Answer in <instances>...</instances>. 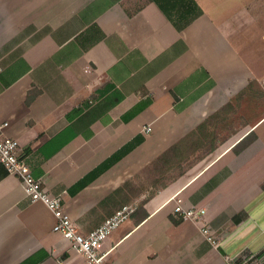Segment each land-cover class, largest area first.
Returning a JSON list of instances; mask_svg holds the SVG:
<instances>
[{"label": "crops", "instance_id": "obj_1", "mask_svg": "<svg viewBox=\"0 0 264 264\" xmlns=\"http://www.w3.org/2000/svg\"><path fill=\"white\" fill-rule=\"evenodd\" d=\"M223 1L0 0V121L34 176L63 193L82 233L137 203L104 241L105 264H228L226 255L242 253L264 264V114L143 199L142 177L152 184L157 174H146L148 166L177 144L199 138L201 147L190 134L232 114L230 102L251 82L264 83V45H249V36L238 44V11L223 10ZM257 8L240 13L260 34L264 4ZM250 133L254 140L237 151ZM136 136L144 138L138 146L77 187ZM179 199L204 216L175 212ZM56 221L0 162V264L38 253L36 264H90Z\"/></svg>", "mask_w": 264, "mask_h": 264}, {"label": "built area", "instance_id": "obj_2", "mask_svg": "<svg viewBox=\"0 0 264 264\" xmlns=\"http://www.w3.org/2000/svg\"><path fill=\"white\" fill-rule=\"evenodd\" d=\"M9 122L0 121V162L3 163L8 173L17 176L24 189V193L31 201H42L54 213L57 221L54 230L66 237L71 249L86 257L90 264H105L106 254L102 252L104 241L136 210L137 203H128L117 209L103 223L94 227L87 233H82L66 211L63 193L53 194L44 186L41 179L34 176L27 156L22 154L20 141L6 134ZM152 128L147 126L146 132ZM184 218L200 220L206 209L196 206L186 207L181 200L175 207ZM208 241L215 247L219 246V237L208 226L202 229ZM228 264H251L254 259L252 253H242L236 256L226 255ZM60 264H65L64 261Z\"/></svg>", "mask_w": 264, "mask_h": 264}, {"label": "rangeland", "instance_id": "obj_3", "mask_svg": "<svg viewBox=\"0 0 264 264\" xmlns=\"http://www.w3.org/2000/svg\"><path fill=\"white\" fill-rule=\"evenodd\" d=\"M252 7H258L256 10L261 9V5L264 4V0H233V2L223 1L221 6L223 10L233 9L235 12L238 11L239 24L241 25V31L239 36L238 44H243V39L249 36V45H264V37L262 32L255 34V29L249 27L245 22L243 14L240 11L247 5ZM243 11H246L244 9ZM247 26V28L245 27ZM244 27V28H243ZM249 27V28H248ZM256 27V25L254 26ZM258 27V26H257ZM253 28L252 33H247L249 29ZM264 30V26L261 27V31ZM254 33V35H252ZM253 37H250V36ZM237 39V38H236ZM233 113H224L221 118L215 121L210 120V126L207 129V145L205 149H198V142L189 143L185 146L174 147V149L167 155L162 157V154L157 158L155 163L147 167L146 174H154V170L157 169V174L154 175L153 183H150V176L142 177L143 189H144V200L148 198L155 190L161 189L178 179L186 171L195 166L201 156L209 153V150L218 146V143L224 140L227 136L234 133V129L238 127L237 132L241 134L244 129L248 128L249 125L254 124L264 114V83L253 81L250 88L241 95H237L232 99ZM197 139V138H196ZM164 185V186H163ZM181 200V199H179ZM178 200V201H179ZM182 202V200H181Z\"/></svg>", "mask_w": 264, "mask_h": 264}, {"label": "trees", "instance_id": "obj_4", "mask_svg": "<svg viewBox=\"0 0 264 264\" xmlns=\"http://www.w3.org/2000/svg\"><path fill=\"white\" fill-rule=\"evenodd\" d=\"M252 82L245 88L243 89L239 94L241 95L242 93H244L246 90H248L251 86ZM35 96V92L30 91L28 93V98H27V102H31V100L34 98ZM232 102H230L229 105H231ZM80 108L76 109L72 114L73 115H77L79 114ZM211 119H215V115H213L212 117H210L208 120H206L204 123H202L201 125H199V127L196 129V132H192L190 134V137L192 136H196L198 135V137L200 136V144L204 147H199V148H205V146L207 145V129L209 128V124H210V120ZM211 125V124H210ZM200 134V135H199ZM256 137L255 133H250L248 134L246 137L243 138V140L240 141V143L238 144V146L236 147L237 151H241L243 148H245L248 144H250L254 138ZM143 137L142 136H136L135 138H133L132 140H130L128 143H126L121 149H119L113 156H111L108 160H106L104 163H102L100 166H98L94 171H92L89 175H87L82 181H80L77 185V187H82L84 186L86 183H88L90 180H92L100 171L108 168L110 165H112L114 162H116L117 160H119L120 158H122V156H124L125 154H127L128 152H130L131 150H133L136 146H138L142 141H143ZM199 142V138L196 139L197 143ZM199 144V143H198ZM179 146H183L180 144H177L174 147H179ZM199 146V145H198ZM174 147H172L170 150L164 152L162 154V157L167 155L168 153H170ZM198 148V149H199ZM214 150V147H212L209 152H212ZM172 153V152H171ZM164 186V185H163ZM241 215L237 218L238 220L241 219ZM40 260L39 258V253L33 255L32 257H30L28 260H26L25 262H23L22 264H36L38 261Z\"/></svg>", "mask_w": 264, "mask_h": 264}]
</instances>
